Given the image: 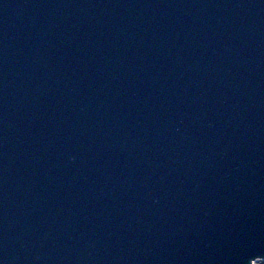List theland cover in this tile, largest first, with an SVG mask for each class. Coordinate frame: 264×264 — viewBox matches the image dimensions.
<instances>
[{
    "label": "water",
    "instance_id": "water-1",
    "mask_svg": "<svg viewBox=\"0 0 264 264\" xmlns=\"http://www.w3.org/2000/svg\"><path fill=\"white\" fill-rule=\"evenodd\" d=\"M264 258V0H0V264Z\"/></svg>",
    "mask_w": 264,
    "mask_h": 264
},
{
    "label": "rangeland",
    "instance_id": "rangeland-1",
    "mask_svg": "<svg viewBox=\"0 0 264 264\" xmlns=\"http://www.w3.org/2000/svg\"><path fill=\"white\" fill-rule=\"evenodd\" d=\"M254 264H264V258H259L254 261Z\"/></svg>",
    "mask_w": 264,
    "mask_h": 264
}]
</instances>
